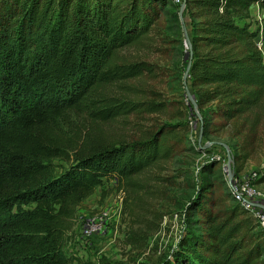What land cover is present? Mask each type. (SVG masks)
I'll use <instances>...</instances> for the list:
<instances>
[{"label": "trees", "instance_id": "1", "mask_svg": "<svg viewBox=\"0 0 264 264\" xmlns=\"http://www.w3.org/2000/svg\"><path fill=\"white\" fill-rule=\"evenodd\" d=\"M183 1L192 24L189 83L208 139L264 100L259 27L249 14L253 4L264 10V0ZM178 5L0 0V264H74L67 234L103 180L132 181L179 151L186 129L171 123L130 140L90 127L165 110L144 94V79L156 73L128 50L150 47L163 15L178 22L168 8ZM55 160L69 164L58 170ZM213 185L199 183L177 249L159 264H264V229Z\"/></svg>", "mask_w": 264, "mask_h": 264}, {"label": "rangeland", "instance_id": "2", "mask_svg": "<svg viewBox=\"0 0 264 264\" xmlns=\"http://www.w3.org/2000/svg\"><path fill=\"white\" fill-rule=\"evenodd\" d=\"M178 4V7L168 8L176 11L179 18L181 3ZM263 14L260 21L264 28ZM183 17L191 39L192 24L185 10ZM251 22L255 23L252 19ZM152 36L150 47L128 51L134 58L151 65L156 75L144 79L145 98L165 102V110L131 115L127 121L92 123L90 127L111 140H130L143 130L171 123L186 129L181 132L185 133L186 140L176 155L157 169L129 182L104 179L82 203L65 243L68 254L75 259L74 264H159L177 249L186 226V209L196 200L202 180L220 186L219 192L231 201L229 184L249 180L256 174L252 183L264 194V182L259 181L264 173V100L219 133L199 140V122L182 82L189 51L180 18L177 22L170 15H163ZM188 85L192 92L189 79ZM82 123L84 127L86 122ZM219 142L229 147L231 180L227 152ZM234 154L244 161L236 164ZM54 163L58 170L69 164L61 160ZM102 209L109 212L106 227L102 232L85 234L83 230L91 218Z\"/></svg>", "mask_w": 264, "mask_h": 264}, {"label": "built area", "instance_id": "3", "mask_svg": "<svg viewBox=\"0 0 264 264\" xmlns=\"http://www.w3.org/2000/svg\"><path fill=\"white\" fill-rule=\"evenodd\" d=\"M175 3H180L181 0H174ZM264 11H261L263 13ZM255 44L264 59V28L259 26L258 35L255 38ZM255 175L249 180H236L229 184V193L234 202L240 204L248 210V213L256 220L261 228L264 229V209L255 207L253 204H261L264 206V194L252 181ZM253 179V180H252ZM109 221V212L107 210H99L89 221L86 228L83 230L85 234L92 235L106 227Z\"/></svg>", "mask_w": 264, "mask_h": 264}, {"label": "water", "instance_id": "4", "mask_svg": "<svg viewBox=\"0 0 264 264\" xmlns=\"http://www.w3.org/2000/svg\"><path fill=\"white\" fill-rule=\"evenodd\" d=\"M184 9H185V1L181 2V4H180L179 18H180V21H181L182 26H183V32H184V36H185V46L187 47V49L189 51V58H188V62H187V65L185 67V70L183 72V75H182V82H183V87H184L186 98L188 99V101L190 102L194 112L196 113L198 121H200V132H199V140H200L202 138V136H201V125H202L201 116L198 112L197 102L194 98L193 93L190 91V88L188 85V79H189V75H190V69H191L193 54H192V42H191V39L189 37L188 31H187V28H186V25L184 22V17H183ZM212 143L213 142H211V144ZM219 145H221L227 152L228 178H229V180H231L232 179V171L230 168L231 156L229 154V147H228V145H226L225 143H222V142H219ZM253 205L255 207L264 209V206L261 204H253Z\"/></svg>", "mask_w": 264, "mask_h": 264}, {"label": "crops", "instance_id": "5", "mask_svg": "<svg viewBox=\"0 0 264 264\" xmlns=\"http://www.w3.org/2000/svg\"><path fill=\"white\" fill-rule=\"evenodd\" d=\"M261 11H264L262 8H260L258 6V4H253L250 8H249V14H250V20L252 19L255 23L252 24V27H259L262 22L260 21L262 15H261ZM264 16V14H263ZM258 22V23H257Z\"/></svg>", "mask_w": 264, "mask_h": 264}]
</instances>
